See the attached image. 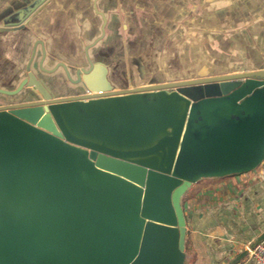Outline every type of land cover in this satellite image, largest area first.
<instances>
[{
    "label": "water",
    "instance_id": "95a60500",
    "mask_svg": "<svg viewBox=\"0 0 264 264\" xmlns=\"http://www.w3.org/2000/svg\"><path fill=\"white\" fill-rule=\"evenodd\" d=\"M0 107V264H185L182 198L264 162V70ZM264 241V235L256 244Z\"/></svg>",
    "mask_w": 264,
    "mask_h": 264
},
{
    "label": "crops",
    "instance_id": "0c3cea01",
    "mask_svg": "<svg viewBox=\"0 0 264 264\" xmlns=\"http://www.w3.org/2000/svg\"><path fill=\"white\" fill-rule=\"evenodd\" d=\"M96 64L115 90L263 71L264 0H0V107L40 99L33 89L3 93L29 72L54 98L86 94L81 77ZM214 180L221 189L203 202ZM182 207L185 264H254L264 163L199 180Z\"/></svg>",
    "mask_w": 264,
    "mask_h": 264
},
{
    "label": "built area",
    "instance_id": "2783aa9c",
    "mask_svg": "<svg viewBox=\"0 0 264 264\" xmlns=\"http://www.w3.org/2000/svg\"><path fill=\"white\" fill-rule=\"evenodd\" d=\"M248 253L254 259V264H264V241L255 243L252 247H248Z\"/></svg>",
    "mask_w": 264,
    "mask_h": 264
},
{
    "label": "rangeland",
    "instance_id": "374dc122",
    "mask_svg": "<svg viewBox=\"0 0 264 264\" xmlns=\"http://www.w3.org/2000/svg\"><path fill=\"white\" fill-rule=\"evenodd\" d=\"M264 163V162H263ZM262 163V164H263ZM261 164V165H262ZM260 165V166H261ZM259 166V167H260ZM258 167V168H259ZM233 176H238V175H233ZM205 179V178H204ZM218 182V183H216V182ZM222 182V180H214V183L212 184V185H209V188H207L206 189V194H204V196H201V198L200 199H202V200H204L203 202H205L206 200H208V201H215V194L217 193V191L219 190V189H221L220 188V186H219V184ZM200 202V201H199ZM191 262H189V264H190Z\"/></svg>",
    "mask_w": 264,
    "mask_h": 264
},
{
    "label": "flooded vegetation",
    "instance_id": "af4514ba",
    "mask_svg": "<svg viewBox=\"0 0 264 264\" xmlns=\"http://www.w3.org/2000/svg\"><path fill=\"white\" fill-rule=\"evenodd\" d=\"M87 95H89V92L88 93H86ZM83 95H85V94H83Z\"/></svg>",
    "mask_w": 264,
    "mask_h": 264
}]
</instances>
